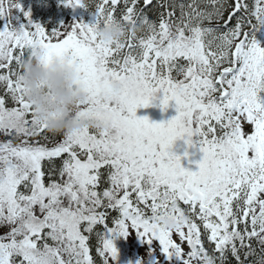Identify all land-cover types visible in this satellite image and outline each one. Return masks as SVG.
Instances as JSON below:
<instances>
[{
  "label": "snow or ice",
  "instance_id": "snow-or-ice-1",
  "mask_svg": "<svg viewBox=\"0 0 264 264\" xmlns=\"http://www.w3.org/2000/svg\"><path fill=\"white\" fill-rule=\"evenodd\" d=\"M67 4L93 22L48 31L0 0V264H113L132 234L148 249L137 264H264V47L251 35L264 0ZM111 26L122 40L98 34ZM38 51L73 69L78 117L109 132H49L23 80ZM157 100L177 115L137 116ZM191 149L197 171L182 163Z\"/></svg>",
  "mask_w": 264,
  "mask_h": 264
},
{
  "label": "clouds",
  "instance_id": "clouds-1",
  "mask_svg": "<svg viewBox=\"0 0 264 264\" xmlns=\"http://www.w3.org/2000/svg\"><path fill=\"white\" fill-rule=\"evenodd\" d=\"M98 34L106 41L123 39V31L118 26L102 28ZM43 55V52L38 51L23 64L27 98L37 118L47 124L52 135H74L85 130L109 132V121L78 117L82 106L88 103V95L82 87L77 86V74L60 60L45 67ZM119 89L120 85L115 84L114 90Z\"/></svg>",
  "mask_w": 264,
  "mask_h": 264
},
{
  "label": "rangeland",
  "instance_id": "rangeland-1",
  "mask_svg": "<svg viewBox=\"0 0 264 264\" xmlns=\"http://www.w3.org/2000/svg\"><path fill=\"white\" fill-rule=\"evenodd\" d=\"M65 9L68 11V16H65L63 25H70L75 23H86L81 17H78L79 8H72L68 6L67 0L65 2ZM60 13V12H58ZM60 15V14H59ZM15 16V15H14ZM61 24V25H62ZM14 25H17L14 22ZM18 26V25H17ZM261 46L264 44V41L260 43ZM263 47V46H262ZM156 107H149L147 109L141 108L137 110L138 117H148L151 121L155 123H161L171 120L177 115L175 111V106L172 104L166 112L161 111L158 100L154 102ZM174 151L177 155L183 156L186 151V145L183 141H178L175 145ZM191 153L190 159H184L182 161L183 165L186 168H189L192 171H197V163L202 158V153L196 149L189 150ZM3 234V230L0 229V235ZM116 246L119 251V257L117 261H114L113 264H137V261L144 259L147 255V245L142 242L135 234L130 235L127 239L120 238L116 241ZM178 264V262H176Z\"/></svg>",
  "mask_w": 264,
  "mask_h": 264
},
{
  "label": "trees",
  "instance_id": "trees-1",
  "mask_svg": "<svg viewBox=\"0 0 264 264\" xmlns=\"http://www.w3.org/2000/svg\"><path fill=\"white\" fill-rule=\"evenodd\" d=\"M18 2L22 6L24 12L31 14L32 23L39 24L48 31L59 28L65 19L64 17L67 16L65 9L66 0H18ZM89 2H91V0H89ZM82 12L84 14V17H82L83 21L91 24L93 22V13L83 8ZM13 16L15 17V19L11 21L13 24L16 22L17 25H19L20 23L26 22L24 14L19 10H14ZM7 22V18L0 19V30H3ZM251 35L254 36L259 43H262L264 41V28L253 31ZM262 46L264 47V44ZM93 254L95 255V253Z\"/></svg>",
  "mask_w": 264,
  "mask_h": 264
},
{
  "label": "bare ground",
  "instance_id": "bare-ground-1",
  "mask_svg": "<svg viewBox=\"0 0 264 264\" xmlns=\"http://www.w3.org/2000/svg\"><path fill=\"white\" fill-rule=\"evenodd\" d=\"M159 102V101H158Z\"/></svg>",
  "mask_w": 264,
  "mask_h": 264
}]
</instances>
